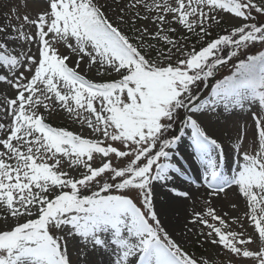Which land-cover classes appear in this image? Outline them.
Masks as SVG:
<instances>
[{
	"label": "snow or ice",
	"instance_id": "1",
	"mask_svg": "<svg viewBox=\"0 0 264 264\" xmlns=\"http://www.w3.org/2000/svg\"><path fill=\"white\" fill-rule=\"evenodd\" d=\"M31 5L11 7L0 24V83L14 92L0 98V264H89L73 261L69 242L85 258L102 251L108 264H198L154 202L158 187L195 202L199 188L174 183L186 175L185 135L200 187L213 199L235 190L253 232L228 230L211 206L194 209L189 223L231 256L264 264V115L252 114L250 150L243 136L234 146L231 175L223 144L205 126L221 109L256 104L264 112V0H120L115 21L106 0H39L34 14ZM218 17L230 30L210 38ZM189 36L198 49L187 47ZM85 65L115 78H86ZM56 107L96 138L47 123L44 113Z\"/></svg>",
	"mask_w": 264,
	"mask_h": 264
},
{
	"label": "rangeland",
	"instance_id": "2",
	"mask_svg": "<svg viewBox=\"0 0 264 264\" xmlns=\"http://www.w3.org/2000/svg\"><path fill=\"white\" fill-rule=\"evenodd\" d=\"M39 0H32V13L34 14L36 10V6ZM102 3L105 0H101ZM107 4L111 5V8H106V13L115 21V13H118L120 0H106ZM24 3V0H0V24H4L6 22V16L9 15V9L13 6H19ZM21 14H23L26 9L20 8ZM221 19V22L224 23L228 28H230V24L226 21V17H218ZM264 17H261L262 20ZM12 23L15 24L17 21L14 19ZM235 23H239L236 21ZM10 31V30H9ZM131 35V32H128ZM187 32H177L176 35H186ZM161 46H163L161 44ZM256 50H260L257 48ZM256 50L250 52L249 54H254ZM19 51V48L17 49ZM65 55H68V51L62 49ZM37 49L35 46H32L31 53L36 54ZM76 58L71 57L70 66H73V62ZM85 72L82 74L86 75V78L95 79L97 81H103L107 79L115 78V74L111 76H97L95 70L87 71V66H84ZM6 73V70L0 69V74ZM231 73V64L221 69L217 73V78L222 79L224 75H229ZM27 74V73H26ZM9 96L13 95V90L6 84L0 83V98L4 96V94ZM43 112L44 110L41 109ZM257 113L258 115H264V112L259 110L258 105L252 104L247 105L245 110L240 111L236 110L233 113H224L222 109L214 115H210L209 118L205 120V126L208 130L214 134V138H218L219 141L223 144L224 154H225V172L228 175L232 174V169L236 166L237 161L239 159L238 154L235 150V145L237 143H241L240 137L243 136L244 140L241 144L242 149L248 148L250 150V146L253 140V131L255 128V122L252 119V114ZM46 117V121H55V122H63L67 124V127L70 131H73L77 134H81L86 138H96L97 134L92 133L90 129L87 128L86 125H81L77 120L71 118L68 113H66L63 109L56 107L51 114L44 113ZM0 117H2V113H0ZM0 122H5L2 118H0ZM178 151L184 155L185 159L180 161V164L183 165V170L186 175H177L174 183L178 185L180 188H189L193 193L195 190L199 188V193L196 194L195 202L192 200H183L178 201L179 203V212L182 214L181 220L179 219L180 213L178 211H170V208L167 209L170 211L162 214L159 211V205L165 202L177 201L171 193L167 191L164 187H158L154 193V202L156 206V210L160 215V219L164 224L165 229L169 232L174 240H176L182 248L187 251H192L193 256H198L201 264H253L252 261L243 259L240 257L231 256L227 250L223 249L222 246L218 244H213L211 239L207 238V229L202 225H192L189 223L190 216L195 211H206L207 206H211L215 209L216 213L225 219L226 224L229 225L228 230L235 231H244L246 234H251L253 232V227L250 223L247 222L245 213L247 212V208L245 203L241 197H239L235 190L228 191L227 195H222L217 199H213L208 197L205 194V189L200 187L203 183L202 179L198 178L197 185L193 184L186 178L197 177L193 176L191 172H189V166L194 168L197 175L200 170L199 162L192 158L188 159V157L192 154L193 149L191 147V142L188 138V135H185L178 145ZM115 163H119V161H114ZM65 170L70 171L72 175H78L76 172L71 171L67 168V162H64ZM235 205L236 207H233ZM169 214V215H168ZM173 215L174 219H179L178 229L172 227L169 223L168 217ZM209 222H212L209 218ZM243 225V227H241ZM217 226L218 222H217ZM188 229H191L189 231ZM203 233V234H202ZM202 243V251L197 252L192 249L193 246L197 243ZM69 252L73 258V261H76L79 257L83 262L85 259L89 262V264H108L109 256L103 253L102 251H96L90 253L86 258L83 256V250L79 249L75 242H69ZM252 247H256L252 245Z\"/></svg>",
	"mask_w": 264,
	"mask_h": 264
},
{
	"label": "trees",
	"instance_id": "3",
	"mask_svg": "<svg viewBox=\"0 0 264 264\" xmlns=\"http://www.w3.org/2000/svg\"><path fill=\"white\" fill-rule=\"evenodd\" d=\"M262 21H264V18L262 19ZM226 29L230 30V28H227L225 26V24H223V23H221L219 26H216L215 24H213L211 26V28H210V38H215L218 34H223ZM180 37L181 36L175 35L174 38L180 39ZM152 42L155 43V41H152ZM201 43L202 42H198L197 41V38L196 37L189 36L188 43H187V47L190 49L191 47L195 46L198 49L201 46ZM214 82H215L214 80H211L210 81V83H214ZM202 91H205V89H204L203 86H202ZM47 123H49L53 127L65 128V129L67 128V125L66 124H63V123H51V122H47ZM178 127H179V125H177V127H175L173 129V132H175L176 134H179L178 133ZM193 249L196 250L198 253L201 252L202 251V243L200 242L198 244H195L193 246ZM188 255L191 256L190 253H188ZM194 259H196V258L194 257Z\"/></svg>",
	"mask_w": 264,
	"mask_h": 264
},
{
	"label": "bare ground",
	"instance_id": "4",
	"mask_svg": "<svg viewBox=\"0 0 264 264\" xmlns=\"http://www.w3.org/2000/svg\"><path fill=\"white\" fill-rule=\"evenodd\" d=\"M189 172H191V173H193L192 175L193 176H195V177H197V179L196 178H194V177H192V179H190L189 181L191 182V180L192 181H196V180H198V175H197V173H196V171H194V168H191L190 166H189ZM179 203L180 202H178V201H169V202H165V203H162L161 205H159V211L163 214L164 213V211L165 212H169L170 213V211H178L179 212ZM167 207H169L170 208V211L167 209ZM180 213V212H179ZM169 215V214H168ZM181 216H182V214L180 213V217H179V219L181 220L182 218H181ZM175 217H173V215H170L169 217H168V220H169V223L171 224V226L174 228H176V226L178 225V222H179V219H174ZM177 229H178V226H177Z\"/></svg>",
	"mask_w": 264,
	"mask_h": 264
}]
</instances>
